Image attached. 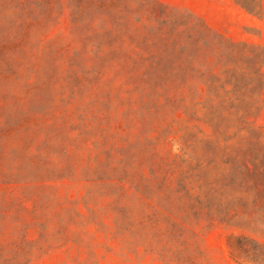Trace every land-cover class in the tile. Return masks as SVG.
I'll return each instance as SVG.
<instances>
[{
	"label": "rangeland",
	"instance_id": "374dc122",
	"mask_svg": "<svg viewBox=\"0 0 264 264\" xmlns=\"http://www.w3.org/2000/svg\"><path fill=\"white\" fill-rule=\"evenodd\" d=\"M0 0V264H264V0ZM232 241V240H231Z\"/></svg>",
	"mask_w": 264,
	"mask_h": 264
},
{
	"label": "trees",
	"instance_id": "16d2710c",
	"mask_svg": "<svg viewBox=\"0 0 264 264\" xmlns=\"http://www.w3.org/2000/svg\"><path fill=\"white\" fill-rule=\"evenodd\" d=\"M234 1L237 2L245 11H250V9L242 3V0ZM244 1L246 2L247 0ZM228 247L230 254L234 259H237L238 257H244V255L248 254L255 255L257 252H262V250H264V246L251 241L250 239L242 237H231L228 242Z\"/></svg>",
	"mask_w": 264,
	"mask_h": 264
}]
</instances>
